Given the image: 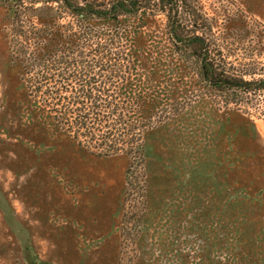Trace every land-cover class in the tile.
<instances>
[{
  "label": "rangeland",
  "instance_id": "1",
  "mask_svg": "<svg viewBox=\"0 0 264 264\" xmlns=\"http://www.w3.org/2000/svg\"><path fill=\"white\" fill-rule=\"evenodd\" d=\"M201 3L226 62L264 78V0ZM4 23L0 8V264H264V93L226 116L198 102L149 132L125 195L126 155L91 156L22 108Z\"/></svg>",
  "mask_w": 264,
  "mask_h": 264
},
{
  "label": "trees",
  "instance_id": "2",
  "mask_svg": "<svg viewBox=\"0 0 264 264\" xmlns=\"http://www.w3.org/2000/svg\"><path fill=\"white\" fill-rule=\"evenodd\" d=\"M0 8L5 66L22 108L91 156L126 155L125 195L133 173L145 169L149 132L178 122L198 102L226 116L250 91L264 93V78L246 79L216 49L201 0H0ZM155 19L161 34L146 36ZM214 179L212 169L211 214L219 205Z\"/></svg>",
  "mask_w": 264,
  "mask_h": 264
}]
</instances>
